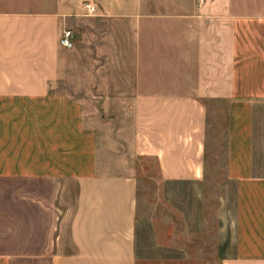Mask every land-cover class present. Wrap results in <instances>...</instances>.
I'll return each instance as SVG.
<instances>
[{
  "label": "crops",
  "instance_id": "obj_1",
  "mask_svg": "<svg viewBox=\"0 0 264 264\" xmlns=\"http://www.w3.org/2000/svg\"><path fill=\"white\" fill-rule=\"evenodd\" d=\"M83 18L108 25L100 97L132 101L133 151L157 160L166 199L196 230L204 100L228 101L221 264H264V0H0V264L167 258L136 217L135 178L99 174L85 105L59 91L71 49L61 34Z\"/></svg>",
  "mask_w": 264,
  "mask_h": 264
},
{
  "label": "rangeland",
  "instance_id": "obj_2",
  "mask_svg": "<svg viewBox=\"0 0 264 264\" xmlns=\"http://www.w3.org/2000/svg\"><path fill=\"white\" fill-rule=\"evenodd\" d=\"M200 6L208 0H193ZM88 14V13H87ZM90 15V14H88ZM108 25L105 21L83 18L72 30L73 47L68 49V69L63 72L59 91L85 105L87 125L96 135V161L99 174L132 176L136 181V217L152 221L154 237L166 246L167 258H141L135 264H221L220 221L217 217V189L224 176L226 157L227 100H204L208 108L207 166L203 227L188 226L180 211L169 203L158 162L133 151L134 115L132 101L100 97L98 76L104 71V45ZM65 184H61L64 188ZM65 198V197H64ZM67 201L70 199L67 197ZM66 206L61 205V226ZM203 215V214H202ZM194 225V220L189 222ZM63 228V227H62ZM60 235H65V228ZM56 236V235H55ZM31 246V245H30ZM68 251L65 240L56 246Z\"/></svg>",
  "mask_w": 264,
  "mask_h": 264
},
{
  "label": "built area",
  "instance_id": "obj_3",
  "mask_svg": "<svg viewBox=\"0 0 264 264\" xmlns=\"http://www.w3.org/2000/svg\"><path fill=\"white\" fill-rule=\"evenodd\" d=\"M201 1H204V0H201ZM86 8H87L88 14H90V15L94 14L95 8L92 5L86 4ZM73 37H74V34H73L72 30L64 29L62 34H61L60 44L63 47L72 48L73 47Z\"/></svg>",
  "mask_w": 264,
  "mask_h": 264
}]
</instances>
